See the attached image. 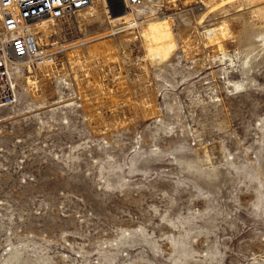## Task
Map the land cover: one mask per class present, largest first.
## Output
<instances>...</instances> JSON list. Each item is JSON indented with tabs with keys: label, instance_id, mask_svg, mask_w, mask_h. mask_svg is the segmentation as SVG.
<instances>
[{
	"label": "rangeland",
	"instance_id": "1",
	"mask_svg": "<svg viewBox=\"0 0 264 264\" xmlns=\"http://www.w3.org/2000/svg\"><path fill=\"white\" fill-rule=\"evenodd\" d=\"M256 3L93 0L33 22L54 63L0 59V264H264Z\"/></svg>",
	"mask_w": 264,
	"mask_h": 264
},
{
	"label": "built area",
	"instance_id": "2",
	"mask_svg": "<svg viewBox=\"0 0 264 264\" xmlns=\"http://www.w3.org/2000/svg\"><path fill=\"white\" fill-rule=\"evenodd\" d=\"M93 0H0V59H24L28 65L40 67L54 63L52 50L42 48L34 21L48 17L62 18L85 9ZM108 16L114 10H127L143 0H103ZM109 5V6H108Z\"/></svg>",
	"mask_w": 264,
	"mask_h": 264
},
{
	"label": "bare ground",
	"instance_id": "3",
	"mask_svg": "<svg viewBox=\"0 0 264 264\" xmlns=\"http://www.w3.org/2000/svg\"><path fill=\"white\" fill-rule=\"evenodd\" d=\"M251 1H253V2H257L256 4H258L259 5V7H256V11L259 13V14H261V15H263L264 16V0H263V2H258V1H261V0H251ZM138 6H135L134 8H137ZM151 18V17H150ZM153 18V17H152ZM145 20H147V19H145ZM144 20V21H145ZM149 21H150V19H149ZM164 23H166L165 21H164ZM164 23H162V22H160V21H158V20H153V21H150L149 22V24H148V31H146L147 32V34L148 35H150L149 37H151L153 40H154V42L156 43V44H158V45H160V46H167V47H169L170 46V41H169V38H168V36L170 35L168 32H167V29H168V27H167V29H166V26L165 25H167V23L165 24V25H163ZM39 28H41V29H45V24H44V22H42V23H40L39 24ZM121 29V28H120ZM112 30H114V29H112ZM169 30V29H168ZM45 31V30H44ZM145 32V33H146ZM144 32H143V35L145 34ZM146 34V35H147ZM147 35V36H148ZM145 36V35H144ZM149 37H148V39H149ZM149 42H150V40H149ZM171 44H173L172 42H171ZM159 46V47H160ZM151 47H152V45H151ZM150 47V48H151ZM156 47V46H155ZM154 47V48H155ZM161 48V47H160ZM170 48V47H169ZM156 49V48H155ZM154 49V50H155ZM159 49V48H158ZM162 49V48H161ZM164 50V49H163ZM151 52H152V50H151ZM162 52V51H161ZM166 52V51H165ZM156 54V53H155ZM159 55L161 54V55H164V54H162V53H158ZM166 54V53H165ZM0 65H2V64H0Z\"/></svg>",
	"mask_w": 264,
	"mask_h": 264
}]
</instances>
